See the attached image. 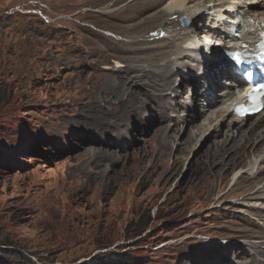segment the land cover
<instances>
[{
	"label": "rangeland",
	"instance_id": "obj_1",
	"mask_svg": "<svg viewBox=\"0 0 264 264\" xmlns=\"http://www.w3.org/2000/svg\"><path fill=\"white\" fill-rule=\"evenodd\" d=\"M85 2L0 0V264H264V170H242L264 167V144L233 167L215 127L235 88L214 103L173 65L149 30L162 7L121 23ZM183 75L197 83L158 108Z\"/></svg>",
	"mask_w": 264,
	"mask_h": 264
},
{
	"label": "bare ground",
	"instance_id": "obj_2",
	"mask_svg": "<svg viewBox=\"0 0 264 264\" xmlns=\"http://www.w3.org/2000/svg\"><path fill=\"white\" fill-rule=\"evenodd\" d=\"M100 1H101V3H100L101 11L98 12V11H93L91 9L90 5L92 4V0H86L85 7L87 10L85 11V13L88 15L90 13H92L93 15H95L96 13H101L103 15L115 14L118 16L114 17V19H117L118 22H121V23L128 22L131 20L133 21L134 19L138 18L140 15H143L144 13H146L148 11H152L154 9L156 10L158 6L160 8L162 7V9L158 10L160 13H155L153 15V22L150 25V27L151 26L152 27L149 30L154 29L153 31H155V30L159 31L160 33L163 34L164 41L167 43L166 40H168L169 44H171L173 46L174 56H175V58L173 60V65L177 64V68L179 70H182L185 67L187 68V71H192V69H194L190 65V61H194L193 55L196 52L197 47H198V43L196 42L197 38H199V40H201V37L199 36V33L197 31V28L208 29V31H209L208 35H210L211 37L219 38L223 42H228L229 40L233 39L232 32H230L228 30V24L232 21V17L231 16H225L226 12L230 13V12H232V10H227L225 8H227L229 6L230 7H236V0H100ZM183 17H187L190 19V21H191L190 26L187 28H182V30L176 34L171 33V32H174L173 30L171 31L172 27L177 28L179 25H181L180 20ZM88 19H90V18H88ZM99 20H101V19H99ZM157 21H159V22H157ZM138 23H139V21H138ZM108 26L111 27V25H109V24H103V27H108ZM135 26H138V25H135ZM132 27H134V26H132ZM102 29H105V28H102ZM122 40H125V39H122ZM136 40H134V41H136ZM134 41H132V42L134 43ZM117 43H118V41H117ZM118 45H119L120 52H121L122 51V45H121V43H118ZM160 45H162V44H160ZM162 50H163V48H162ZM204 52H206V51L204 50ZM163 61L164 60H161V61H159V63L163 62ZM166 64H168L167 60L164 63H162L161 65H166ZM207 66H208L207 67V72H208L207 74L204 73L205 69H202V68L199 69V77L202 80H204L205 84H204V88H203V86L198 84L197 89L200 92H202V90H205V91H208L209 93H212L214 95L213 96L214 97V99H213L214 103L221 102L223 100L222 96L225 95L226 91H228L231 88V86H238L239 87L241 80L237 76H235L231 72V70L228 67H226L225 64H223V66H220V67H222V69H227V71H228V73L226 72L225 77L228 80L229 87L227 88V81L222 82V84L219 87H217L220 89V91H218V90L214 89L215 82L213 81V78H215V72L216 71H215V65H213V61L210 60L207 64ZM180 78H181V80H180L181 84L180 85H183L184 90L182 91L180 89L181 94L176 93L174 99H172V102L168 98V93H166V92H163L164 94H161V95L155 94L153 96V102H154V104H156L158 106V108H163V107L167 106L168 104H173V105L177 106L179 104V100L177 97H181L184 94L186 95L187 87L189 85L192 86L194 83H197L196 81L191 79L190 75H183ZM107 83H109V82L107 81ZM117 88L115 87V89H117ZM164 91H166V90H164ZM200 92H198L197 94L189 93V96L190 97L194 96V98H198L201 96ZM220 92H222V93H220ZM132 95H133V93H132ZM235 95L236 94H230L229 93V95H227V96L230 99V98L234 97ZM148 97L152 98V92H149ZM226 103L227 102L223 103L224 109L222 108L221 110H217L220 113L219 114L220 117L215 119L217 121V125L215 127L218 130L221 129L222 127H224L223 130L228 132L227 133L228 135L231 134L230 137H226V135H225V139L230 140V142L226 145L222 144L223 142H220V145H221L220 147H222L223 150L225 148L230 149V152H232V155L228 159V161H232V163L235 161V163H237V166H238L240 163L237 162V160L233 159L236 154H238L237 157L242 158V157H244V155L240 154V153L242 152L243 149H244V151H246L247 149H249V151H250V149L253 147V149H252V151H253L255 147H260V146L262 147V145L264 144V129H263L264 128V120L258 121L256 124H252L250 127L246 126V128H243V121H246V120L235 116L225 106ZM262 114H264V111H262L259 115L255 116L256 120L259 117H261ZM257 128H261L262 130L260 129L255 134L254 131ZM229 131H230V133H229ZM237 133H241V135H239ZM224 134H226V133L224 132ZM234 136L237 137L236 140H234ZM218 154H220V153H218ZM226 157H227V154H226ZM261 162H262V160H261ZM261 162H260V164H261ZM260 164L258 165L257 170H255L254 168H252L250 166H246L245 168H242V170L246 175H248L254 179V175L258 173V170H259V172L264 170V167H261ZM233 167H234V163H233ZM238 174L241 175V171H237V174L234 177H236ZM239 178H242V175ZM263 188H264V186H263ZM258 190L264 191L263 189H258ZM250 195L252 196L250 198L251 200L257 199L253 195V193H250Z\"/></svg>",
	"mask_w": 264,
	"mask_h": 264
},
{
	"label": "water",
	"instance_id": "obj_3",
	"mask_svg": "<svg viewBox=\"0 0 264 264\" xmlns=\"http://www.w3.org/2000/svg\"><path fill=\"white\" fill-rule=\"evenodd\" d=\"M182 22H183V25H184V26H187V24H188V20H187V18H183V19H182Z\"/></svg>",
	"mask_w": 264,
	"mask_h": 264
},
{
	"label": "snow or ice",
	"instance_id": "obj_4",
	"mask_svg": "<svg viewBox=\"0 0 264 264\" xmlns=\"http://www.w3.org/2000/svg\"><path fill=\"white\" fill-rule=\"evenodd\" d=\"M239 59V57H237V60ZM258 91H264V86H261V89H259Z\"/></svg>",
	"mask_w": 264,
	"mask_h": 264
},
{
	"label": "clouds",
	"instance_id": "obj_5",
	"mask_svg": "<svg viewBox=\"0 0 264 264\" xmlns=\"http://www.w3.org/2000/svg\"><path fill=\"white\" fill-rule=\"evenodd\" d=\"M154 106V105H153ZM154 109H155V106H154ZM157 109V108H156Z\"/></svg>",
	"mask_w": 264,
	"mask_h": 264
}]
</instances>
